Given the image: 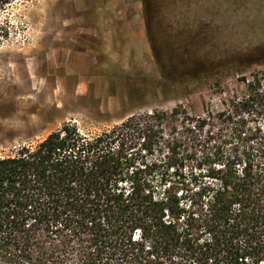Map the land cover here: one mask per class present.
Listing matches in <instances>:
<instances>
[{
    "label": "trees",
    "instance_id": "16d2710c",
    "mask_svg": "<svg viewBox=\"0 0 264 264\" xmlns=\"http://www.w3.org/2000/svg\"><path fill=\"white\" fill-rule=\"evenodd\" d=\"M242 82L217 118L65 124L0 156V264H264V73Z\"/></svg>",
    "mask_w": 264,
    "mask_h": 264
},
{
    "label": "rangeland",
    "instance_id": "374dc122",
    "mask_svg": "<svg viewBox=\"0 0 264 264\" xmlns=\"http://www.w3.org/2000/svg\"><path fill=\"white\" fill-rule=\"evenodd\" d=\"M262 73L264 0H18L0 9V156L65 124L217 118Z\"/></svg>",
    "mask_w": 264,
    "mask_h": 264
},
{
    "label": "crops",
    "instance_id": "0c3cea01",
    "mask_svg": "<svg viewBox=\"0 0 264 264\" xmlns=\"http://www.w3.org/2000/svg\"><path fill=\"white\" fill-rule=\"evenodd\" d=\"M140 39H141V41L145 42L144 41L145 40V37L143 35L140 36ZM144 46H145V44H144Z\"/></svg>",
    "mask_w": 264,
    "mask_h": 264
}]
</instances>
